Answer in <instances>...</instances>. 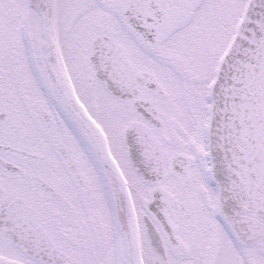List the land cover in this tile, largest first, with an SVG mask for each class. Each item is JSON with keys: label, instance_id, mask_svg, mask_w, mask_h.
Masks as SVG:
<instances>
[{"label": "snow or ice", "instance_id": "snow-or-ice-1", "mask_svg": "<svg viewBox=\"0 0 264 264\" xmlns=\"http://www.w3.org/2000/svg\"><path fill=\"white\" fill-rule=\"evenodd\" d=\"M0 264H264V0H0Z\"/></svg>", "mask_w": 264, "mask_h": 264}]
</instances>
